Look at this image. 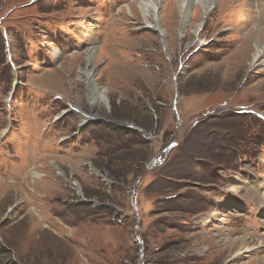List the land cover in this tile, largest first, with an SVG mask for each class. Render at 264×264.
<instances>
[{
    "label": "rangeland",
    "instance_id": "1",
    "mask_svg": "<svg viewBox=\"0 0 264 264\" xmlns=\"http://www.w3.org/2000/svg\"><path fill=\"white\" fill-rule=\"evenodd\" d=\"M140 1L0 0V264L264 258V0Z\"/></svg>",
    "mask_w": 264,
    "mask_h": 264
},
{
    "label": "bare ground",
    "instance_id": "2",
    "mask_svg": "<svg viewBox=\"0 0 264 264\" xmlns=\"http://www.w3.org/2000/svg\"><path fill=\"white\" fill-rule=\"evenodd\" d=\"M162 1L163 0H143V2L142 1L139 2L140 4L137 3V5L139 7V9H138L139 12L138 13L140 15V18L142 17V20H143L144 24L147 25L146 27H151L153 29H157L161 34H164V31L162 30L161 27L162 26L165 27V26L163 24L162 19H161V22H162V26H161L160 19H159V14H158V7H159L160 3H162ZM172 1H174V0H172ZM176 1H177L176 2L177 12L180 13L181 21L184 22V23L187 22V20H188V11H189V8H190L191 4H194V7H195V11L192 14V18H193L194 21H198L199 8H200L201 18H202L203 15L206 16V14L209 11V9L211 8L212 4H214L213 3L214 0H176ZM173 4L174 3H172V6H173ZM198 5H199V7H198ZM128 10H130V9H128ZM165 11H166V8H165ZM168 13H170V11ZM168 17H170V16H168ZM165 19H166V17H165ZM164 22H167V21H164ZM172 23H173V21H172ZM176 24H177V22H176ZM169 25H171V24H169ZM175 26H177V25H175ZM198 27H200V26H196L195 35L197 34V32H199ZM252 39H253L254 42H253V49H251V57L249 58V61H248L249 65L253 64L254 62H256V60L261 56L262 51H264V37L260 38V36L253 35ZM93 57H94L93 52L92 53L91 52L87 53V55H86V64H87L86 65V70L85 71L81 70L83 79L86 81V83L88 85L89 93L91 94L90 96H92V97L89 98V106H90L91 109H94L95 107H97L100 102H104L106 105H108V102H107L108 101L107 90L96 87V83H95L94 77H93L94 76L93 75V71L89 70V67L92 64ZM118 73H120V72L118 71ZM94 92H98L99 93L98 96L95 97V98L93 96ZM85 118H86V116H84V118L81 117V120H84ZM250 184L252 185V183H250ZM7 189L4 186H2V184H0V190L4 191V190H7ZM251 194H252V192H251ZM259 194H260V192H259ZM261 196L264 197V193L260 194V196H257L256 198H257V203L262 207V208L259 207V209H258L259 210V214L264 215V205H262ZM260 221H261V219H260ZM245 244H247V246H248L247 242L241 241L240 247H243V249H245L246 252H247L248 249L245 246ZM229 249H230V247H229ZM242 251L243 250H239L233 256L242 254ZM251 264H264V258L262 257L260 262H258V263L254 262V263H251Z\"/></svg>",
    "mask_w": 264,
    "mask_h": 264
},
{
    "label": "trees",
    "instance_id": "3",
    "mask_svg": "<svg viewBox=\"0 0 264 264\" xmlns=\"http://www.w3.org/2000/svg\"><path fill=\"white\" fill-rule=\"evenodd\" d=\"M128 132L131 133V134L136 135V133L134 131L129 130Z\"/></svg>",
    "mask_w": 264,
    "mask_h": 264
},
{
    "label": "water",
    "instance_id": "4",
    "mask_svg": "<svg viewBox=\"0 0 264 264\" xmlns=\"http://www.w3.org/2000/svg\"><path fill=\"white\" fill-rule=\"evenodd\" d=\"M82 116H85V115H82Z\"/></svg>",
    "mask_w": 264,
    "mask_h": 264
}]
</instances>
